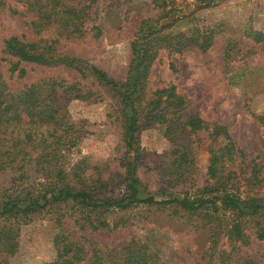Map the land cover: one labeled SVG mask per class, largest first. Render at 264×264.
Wrapping results in <instances>:
<instances>
[{
	"label": "rangeland",
	"instance_id": "rangeland-1",
	"mask_svg": "<svg viewBox=\"0 0 264 264\" xmlns=\"http://www.w3.org/2000/svg\"><path fill=\"white\" fill-rule=\"evenodd\" d=\"M167 1L171 4L161 11L154 8L151 0H98L95 21L100 36L92 38L85 34L71 41L58 38L54 48L59 55L74 58L81 66L84 63L92 65L108 78L122 81L128 71L130 45L140 21H157L158 25L166 26L164 33H186V37L193 28L210 31L212 42L204 52L197 49L175 53L159 51L148 72L146 92L172 85L175 93L186 102L183 115L193 113L209 125L225 128L242 157L232 164H224L221 172L227 174L230 169L236 175L220 180L206 177L208 146L213 150L222 147L225 142L221 137L210 144L208 131L189 132L184 125L174 128L171 142V137H164L155 122H145L138 132L139 155L135 162L138 188L156 199L186 196L192 200L218 195L203 194L202 191L214 188L216 182H220L225 189L233 187V193L240 200L264 199V126L255 120L258 116L264 117V0H215L210 8L203 10L195 9V0ZM170 10L172 17L159 19L162 12ZM182 17L186 26L180 25L178 19ZM29 20L30 16L15 0H5L0 7L1 80L10 92H17L23 85L34 84L43 78L56 77L67 84L75 83L80 92L88 91L87 99L65 105L64 121L67 120L72 126L70 130L79 132L82 138L68 152L56 153V167L63 168L69 185L75 190L88 191L96 198L121 197L125 193V165L131 157L123 147L114 93L92 77L82 78L63 66L47 68L20 63L18 68L24 71L22 79L8 71V62L14 60L2 53L5 39L13 36L27 43L55 39L46 28L27 26ZM256 33L261 37H256ZM226 40L234 42V52L236 50L229 69L240 68L239 74L243 76L242 81L232 86L226 83L221 60ZM184 119L181 117L179 123ZM29 128L35 143L38 139L51 141L54 136L45 131L42 123L37 128L31 124ZM35 143L31 144V149H26L32 160L49 151ZM172 143L186 154L188 163L181 168H176L177 156L170 154ZM3 145L0 154L8 152L4 142ZM18 151L16 148L14 153L21 156ZM253 164L258 170L256 181H248L249 170L245 167ZM1 174L0 203L13 195L12 192L27 189L24 184L10 189L8 175ZM28 177L32 181L28 185L40 190L43 178L38 174ZM216 205L215 214L208 208L187 213L174 205H138L104 214L102 219L109 230L86 229L83 232L78 231L74 223L81 211L77 206L71 203L49 206L15 221L4 222L15 225L16 247L10 255L0 251V263L50 262L54 258L52 238L61 229L60 233L67 240L82 238L87 256L88 244L83 239L95 246L109 247L136 239L145 243L162 264H264V241L254 238L253 222L245 223V242L229 239L224 229L235 215L232 211L220 210L217 202ZM263 217L260 218L262 223ZM114 224L118 225L111 228Z\"/></svg>",
	"mask_w": 264,
	"mask_h": 264
},
{
	"label": "trees",
	"instance_id": "trees-1",
	"mask_svg": "<svg viewBox=\"0 0 264 264\" xmlns=\"http://www.w3.org/2000/svg\"><path fill=\"white\" fill-rule=\"evenodd\" d=\"M4 1L0 0V7L3 6ZM15 1L20 3L24 13L30 16L27 26H32L34 29L46 28L52 32L55 39H38L30 43L13 36L5 39L2 53L14 60V62H8L10 74L14 73L17 79H22L24 71L19 69L18 65L26 63L47 68L63 66L75 71L82 78L89 76L98 81L116 97L123 147L131 158L125 165V193L121 197L96 198L88 191L75 190L69 185L68 176L63 168L56 167L55 155L59 151L68 152L81 141V134L72 132L71 124L67 120L64 121L65 105L71 101L87 99L90 96L89 92H80L75 83L67 84L57 77L43 78L34 84L23 85L17 92H10L0 76V148L4 147V142L8 149L7 153L0 154V173L8 175L7 184L10 189L19 188L23 184L27 188L12 192L13 195L5 197L0 203L1 252L10 255L14 253L16 247L15 225L5 224L6 220L15 221L18 217L40 212L46 207L67 203L81 210L74 223L78 231L83 232L86 229L109 230L110 227L102 219L104 214L125 211L138 205H174L187 213L208 208L212 214H215L217 202L221 207L220 210L232 211L235 215V219H232L224 229L229 239L240 243L245 242L243 231L245 223L250 220L253 222L251 228L254 238L264 241V223L260 221L261 216H264V199L240 200L238 195L233 193V187L225 189L224 184L216 182L217 185L214 188L204 189L202 193L218 195H209L206 198L199 196L192 200L186 196L180 199L168 197L161 200L140 192L135 177V162L139 155L138 132L145 122H155L164 137H171L169 139L171 142L174 128L184 125L189 132L208 131L210 144L221 137L225 142L222 147L213 150L208 146L206 177L210 180H220L236 175L230 169L227 174L221 172L224 164H232L236 158L242 157V152L227 135L225 128L209 125L193 113L183 115L186 102L181 95L175 93L172 85L154 90L152 93L146 92L148 72L159 51L170 50L175 53L185 49H197L204 52L212 42L213 35L210 31L193 28L190 35L186 37V33L173 34L172 31L164 33L166 26L158 25L157 21H140L135 33L136 37L130 45L131 59L126 77L122 81H114L92 65L84 63L81 66L76 59L59 55L54 48L58 38L71 41L85 34H90L92 38L100 36V28L95 21L98 0ZM214 1L195 0V9L210 8ZM151 3L154 8L161 11H165L171 4L167 0H151ZM9 12L14 14L13 10ZM162 13L159 19L172 17L171 10ZM178 20L180 25L186 26L183 17ZM255 36L261 37L258 33ZM234 48L235 43L226 40L221 53L223 72L229 86L243 80V76L239 74L240 68L229 69V65L234 63L236 53ZM183 116L184 121L179 123ZM255 120L264 126V117L258 116ZM40 123L44 125L47 133L54 135L51 141L38 139L35 143L29 127L33 124L37 128ZM12 134H14L13 137H11ZM7 143L10 144L7 145ZM34 143L37 147L42 146V150L49 151L39 154L32 160L27 150L31 149L30 146ZM16 148L21 156L14 153ZM170 154L177 156L176 168H181L188 163L186 154L178 148V145L172 143ZM38 164L42 166L38 167ZM256 168L255 164L249 168L245 167L249 170L248 181H256L258 174ZM31 174H38L43 178L40 190H35L28 185L32 184L28 177ZM117 225L114 224L111 228ZM60 232L62 230L58 229L52 238L54 258L44 264H162L145 243L136 239H130L122 245L112 247L95 246L83 239L88 244L89 256H87L81 242L82 238L67 240V237Z\"/></svg>",
	"mask_w": 264,
	"mask_h": 264
}]
</instances>
